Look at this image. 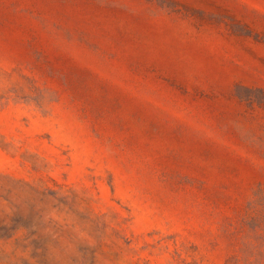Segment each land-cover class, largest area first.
<instances>
[{"label":"rangeland","instance_id":"1","mask_svg":"<svg viewBox=\"0 0 264 264\" xmlns=\"http://www.w3.org/2000/svg\"><path fill=\"white\" fill-rule=\"evenodd\" d=\"M0 264H264V0H0Z\"/></svg>","mask_w":264,"mask_h":264}]
</instances>
